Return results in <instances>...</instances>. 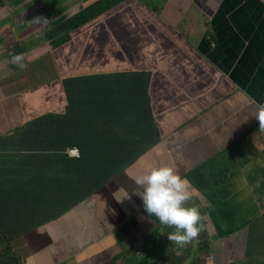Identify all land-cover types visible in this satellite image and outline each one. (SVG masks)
Returning <instances> with one entry per match:
<instances>
[{
	"label": "crops",
	"instance_id": "0c3cea01",
	"mask_svg": "<svg viewBox=\"0 0 264 264\" xmlns=\"http://www.w3.org/2000/svg\"><path fill=\"white\" fill-rule=\"evenodd\" d=\"M97 1H44V13L64 19ZM4 8L0 33L13 18L37 41L48 24L23 22L29 3ZM98 19L111 39L99 54L88 44L93 55L79 56L91 60L86 72L77 62L45 100L37 73L26 68L11 69L9 85L0 86V229L12 238L3 263L113 264L119 256L116 264H264V139L253 117V100L264 101V0H127ZM87 26L80 30L95 42L101 30ZM134 35L131 45L118 40ZM22 44L30 45L0 46V60ZM108 51L109 59L101 56ZM42 53L29 49L23 59ZM5 76L0 72V81ZM18 98L24 123L13 119L22 113ZM55 100L66 103L62 111L72 121L44 112ZM46 122L55 127L46 131ZM71 147L87 157V172L67 154ZM162 165L190 181L186 206L202 215L201 252L196 242L184 254L171 244L173 228L153 222L135 194L136 178ZM39 200L55 204L52 215L67 207L58 219L44 207L32 216ZM155 232L162 235L152 238Z\"/></svg>",
	"mask_w": 264,
	"mask_h": 264
},
{
	"label": "clouds",
	"instance_id": "9594fccd",
	"mask_svg": "<svg viewBox=\"0 0 264 264\" xmlns=\"http://www.w3.org/2000/svg\"><path fill=\"white\" fill-rule=\"evenodd\" d=\"M11 1L12 0H0V4L2 7L10 6L12 8ZM17 3L18 4L29 3L33 7V10L30 11L26 17H24L23 22L31 23V18L33 16V13L35 14L44 13V2H42L41 0L36 2L35 0H17ZM95 4H93L92 6H94ZM91 7L87 9H90ZM76 14L77 13H74L64 19H55L53 14H51V18L53 21H48V22L47 20L38 18L37 19L38 22L42 24L43 23H48V24L47 26H44V32L39 33L37 41L28 38L25 35V33H23V29H21L18 32V34L15 36L14 42L10 44L9 47L15 50L25 40L28 41L30 45L24 47V44H22L21 48L14 55H11L10 60L13 62L14 65L19 64V66L23 68L25 65L21 62L30 61V65H31L32 63L38 61L41 57L44 56V53H42L36 55L35 58L32 56V58H34L32 60H28L25 58L23 59V56L29 49L35 51L36 54L40 50H44L45 52V47L49 48L48 52L52 55L56 54L57 52H63L64 54H66L64 58L65 63L72 60V54L69 51L73 46V44L75 43L73 41V38L83 32L80 30V28L71 33L72 40L58 47H54L52 41L49 40V38L52 36V35L50 36V33L56 28V26L59 23H62L67 19L74 17V15ZM27 20H29V22H27ZM16 22L18 24L20 23L17 19ZM14 27H15L14 24L8 23L2 29L0 33V46L2 48L5 47L4 34L6 32L11 33ZM207 32L213 33L211 30H208ZM208 38L212 39L211 37ZM209 43L212 44V40H210ZM59 66L60 65L55 66V70L59 75L58 79L61 77V74L64 73ZM51 68L52 67H48L46 72H48ZM79 68L81 69V72H86L83 71L84 69L83 65H79ZM58 79L53 82H51L52 80H48L47 82H42V87L46 90L52 88V86L55 85V88H57L59 86V84L57 83ZM50 82L52 83L51 86H49ZM253 103L255 104V112L253 117L259 122L258 137L264 139V101L257 102L253 100ZM258 137H254V143L256 142ZM67 154L73 158H79V160L82 158L81 151L78 147L69 148ZM105 183H110V182L106 181ZM135 184L139 188V191H137L135 194L138 195L139 198L141 199L143 210L148 215V217L155 223L158 222L160 225H165L173 228V231L168 232L166 234V238L169 242H171V244H174L175 246L178 247H183L185 244H188L194 239L195 240L198 239L197 236L203 230L204 225L201 223L202 215L198 210V208L195 206H191V207L186 206V202L191 198V192L193 191L190 185V181L187 179V177L181 176V174L178 171L174 170L172 167L162 165V166L152 167L145 174L138 176L135 180ZM93 191L96 192L97 188L93 189ZM48 208H50V206L44 208V214L52 216V212L56 209L48 210ZM23 223L25 222H21V220L19 221V224L16 227L17 231L21 229L20 224ZM159 234L162 235L161 232H155L152 238L158 237ZM0 239L5 241L6 243V247H4L3 250H0L1 251L0 264H4L1 254H5L7 253V251H10L11 253V247L9 242L12 240V238L9 237V234L4 233L3 230L0 229ZM193 245H192V249H193ZM197 247L199 252H201L203 246L197 244ZM137 255H140V253H138ZM211 258H212L211 260L214 259V257ZM114 260L115 261H113V264H116L117 261L120 260V257L118 256L114 258ZM168 263L169 262H167V264Z\"/></svg>",
	"mask_w": 264,
	"mask_h": 264
},
{
	"label": "trees",
	"instance_id": "16d2710c",
	"mask_svg": "<svg viewBox=\"0 0 264 264\" xmlns=\"http://www.w3.org/2000/svg\"><path fill=\"white\" fill-rule=\"evenodd\" d=\"M126 0H99L96 2V4L94 6H92L90 9H83L79 12H77L76 15H74V17L67 19L66 21L59 23L56 28L50 33V38L49 40L52 41V44L54 47H58L61 46L67 42H69L70 40H72L71 38V33L83 26H87L86 27V31L87 30H91V29H96V30H101V20H99L98 18L102 15H104L106 12H108L109 10H111L112 8H115L116 6L120 5L121 3H123ZM88 32V31H87ZM86 35L87 38H85L86 40L83 41L80 44H76L75 46L76 48L74 49V59L68 61L67 63H65L64 65H60L59 67L61 68V70L66 73V74H71L77 67V62L79 60V56L83 55V48L85 47V45H88L89 43H91V46L94 47L96 54H99L100 51H107L106 50V40L107 39H111L109 37H106L102 30H101V34L99 35V39L96 40L95 42L90 41L89 36H87L86 33H83ZM138 38V36L134 35L132 36V39H130L129 37H121L118 38V40L120 42H122L123 46L125 45H131L133 44L132 42L135 41ZM89 61V62H88ZM94 63L99 62L100 65H103L106 63V61L104 60H93ZM91 64L90 60H87L85 58H82V65L83 66H89ZM105 71V70H109V68H103L100 71ZM98 71L96 69L93 70V72ZM75 83H80L82 82L81 79H73ZM63 111L57 112L55 113V115L53 114L52 117H54L55 119L57 118L58 121L61 124H66L67 122L69 123L70 121H72V117L70 115V113L64 112ZM56 116V117H55ZM38 127L40 128L41 126V122H39ZM36 126V125H35ZM54 126L50 125L48 122H46V124H44V129L47 131L48 129L54 128ZM85 159H87V157L82 154V158L79 160L78 162V166L80 165V163L82 164V170L84 172H87V167H86V162ZM112 177H116V174H112L110 176V179H108V182L112 181ZM59 187L53 185L52 188L50 189V194L51 196H53L55 198V196L57 195V192L59 191ZM93 189L90 190L89 193H85L84 191L81 190V193L88 196L93 194ZM45 199V198H44ZM47 206H53L55 209V204L53 203H47L45 200H39L37 201L36 205H35V209L33 212L32 216H37L39 215L40 210L44 207ZM64 207L66 209L67 205L66 204H62L59 205V209L57 210V212L52 215V217H49V219H58V215H60V209ZM21 222H25L24 220H21Z\"/></svg>",
	"mask_w": 264,
	"mask_h": 264
},
{
	"label": "rangeland",
	"instance_id": "374dc122",
	"mask_svg": "<svg viewBox=\"0 0 264 264\" xmlns=\"http://www.w3.org/2000/svg\"><path fill=\"white\" fill-rule=\"evenodd\" d=\"M36 1H39V0H35V2ZM41 1L42 2L45 1L46 3H48V6L49 7H52L56 3L59 2V0H41ZM11 2L13 4L14 2H17V0H12ZM8 14H9V8H4V12H0V17H5ZM51 14H52L51 12L42 13V14H35V13H33V16L31 18V22L32 23H38L37 27H40L42 25V23L38 22L37 19L38 18H41L43 20H47V22L48 21H53L52 18H51ZM27 22H29V20H27ZM7 23H17V22H16V20H14L12 18V19L8 20ZM24 25H25L24 23H21L20 22L18 25H16L12 29L11 33L6 32L4 34V36H5V41H4L5 47H4V49L5 50L9 51L11 49L9 47V45L14 42L15 36L18 34V32L21 29H23L22 27H24ZM27 28H28V25H27ZM40 29H43V28L41 27ZM85 38H86V35L85 34H80L78 36H75L73 38V41L76 44H80V43H82L83 41L86 40ZM73 46H74V48H76V46L74 44H73ZM88 48H91V46L85 45V47L83 48V55H82V57H87L89 54H92L93 55V52L91 50H86ZM48 51H49V48L45 47L44 56L41 57L38 61H35L34 63H32L31 65H30V61L21 62V63H23L25 65L23 68H26L27 71L30 70L32 72L37 73V76H35L33 79H36L37 81L40 80L41 83L42 82H47L48 80H52L51 82L56 81L58 79V76L59 75H58L57 71L55 70V66H57V65H64V63H65V59L64 58H65L66 54H64L63 52H57L56 54H53L52 55ZM6 55H7V52H5V56ZM111 55H112V51H108V52L102 54L101 56H103L104 58H108L109 59L111 57ZM78 63H79V65H82V59L79 60ZM122 66H123L122 64H117L116 62H114L113 65H112V68L116 67V68L120 69ZM40 67H44V72L47 71L48 67H52V68L47 73H44V75H41L40 76V74H39ZM83 67L84 68H88V66H83ZM23 68H21L19 66V64H15L13 66V63H11V61L4 60V58L1 59L0 60V72H1V74H5L6 76L4 77V80L3 81H0V86H2L3 84L9 85V78H12L13 77V75L10 73V70L11 69L14 70V71H18V70H21ZM30 81H27V79L26 80L24 79L25 84H29ZM51 82L49 83L50 84L49 86H51V84H52ZM52 87L55 88V85H53ZM46 90H51V88L46 89ZM46 90L44 88H42V89L39 90V93L41 92L42 94H44V100H45V97H47L46 96ZM20 103H21V98H18L17 99V106H16V108L19 109L22 113L14 115L13 116V119H14V121H17V122H20V123H24L25 115L23 113L22 108L20 107ZM65 105H66V103H64V102H61V103L57 104V100H55L53 103H51L49 101L47 108H44V112L47 111L48 114H54V113H57V112L62 111L63 108L65 107ZM113 179H115V177H112V180ZM195 242H197L198 245H202V240L200 238H198L197 240L194 239L193 241H191L188 244H185L184 245V247H185L186 250H184V248L181 247V250H182L183 254L185 252H187L188 250H190V249L192 250V245Z\"/></svg>",
	"mask_w": 264,
	"mask_h": 264
},
{
	"label": "built area",
	"instance_id": "2783aa9c",
	"mask_svg": "<svg viewBox=\"0 0 264 264\" xmlns=\"http://www.w3.org/2000/svg\"><path fill=\"white\" fill-rule=\"evenodd\" d=\"M0 261H1V259H0Z\"/></svg>",
	"mask_w": 264,
	"mask_h": 264
}]
</instances>
